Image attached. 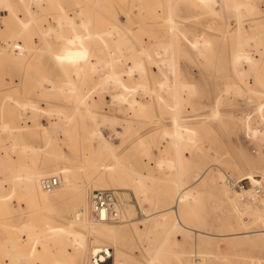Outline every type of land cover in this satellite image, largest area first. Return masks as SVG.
<instances>
[{"label":"rangeland","instance_id":"374dc122","mask_svg":"<svg viewBox=\"0 0 264 264\" xmlns=\"http://www.w3.org/2000/svg\"><path fill=\"white\" fill-rule=\"evenodd\" d=\"M60 1L66 5L73 0ZM155 1L145 0L147 5L132 7L129 0H96L94 7L84 15L89 17V24L77 28L85 33L113 23L125 35V40L129 39L131 43L127 41V46L122 45L121 53H116L113 41L109 45L126 86L135 90L129 94L114 83L110 85L112 81L105 83L106 87L102 85L103 89L97 85L110 71L101 61L107 47L98 39L85 36L84 44L70 48L60 62L56 53L61 42L47 50L49 45L34 44L33 38H28L24 44L23 39L15 38V27L27 17L26 4L22 0H0V158H6L5 148L12 145V139L2 129L4 121L11 127H19L22 138L18 141H25L35 150L28 149L25 154L14 151L10 155L12 160L20 156L25 166H33L40 172L64 166L71 169L69 182L64 177L61 180L58 171L53 174L62 185L58 195H47L39 190V195L46 198L44 204L35 202L22 186L14 190L4 180L5 172L0 170V192L11 197L4 212H0V264H6L5 253L11 251L3 247L8 237H15L23 252L25 261L17 264H27V257L28 264H56V260L63 264H92V246L98 243L88 230L75 227V234L82 237L75 244V236L58 229H66L75 207L80 208L81 194H85L87 203L90 192L100 189L98 187L118 191L122 209L123 204H129L131 209L122 220L109 222L119 228L124 240L99 243L105 244V248L112 249L115 245L119 248L117 264H198L200 259L205 260L204 264H264V243L257 235H232L245 228L242 224L245 221L251 230L264 227L256 226L250 213H245L238 205L244 215L237 213V202L234 206L227 198L235 192L223 180L225 176V180L229 177L244 181L246 189L251 188L249 180L244 179L246 176H256V181L264 182V138L261 136L264 130L261 121V116L264 117V0H248L254 3L255 11H261L257 15L241 8L240 30L230 0L227 3L218 0V4L214 1L207 19L204 5L198 7L202 15L193 16L192 0H171L172 11L166 4L157 7ZM66 6L73 11L81 7ZM52 25L58 28L56 22ZM241 32L250 34L252 40L255 38L247 45V52L258 62L256 70L250 72L244 71L248 69L246 63L237 68L233 63L234 42L242 39ZM202 33L213 38L230 35L225 40L214 38L211 54L205 58L204 55L198 57L189 44L194 34ZM198 38L202 39V35ZM9 39H13L15 52L10 49ZM157 45L167 48L164 51L167 53L161 50L157 53ZM256 45L262 48V59ZM19 47L23 52H17ZM161 56L168 57L171 63L167 60V64L163 58L167 66L161 65L163 62L159 64ZM98 60L101 65L90 73V64ZM172 61L174 68L168 66ZM133 62L142 64L141 74L136 71L140 75L135 71L127 74L128 69L135 68ZM62 63H67V71L61 70ZM166 67L172 69L173 77L165 75ZM42 79L43 83L39 84ZM166 81L173 87L176 83L188 86L190 93L185 86L184 90L177 85L174 88L180 93L172 89L175 94L169 91L174 96L171 97L167 88L159 87ZM62 83L72 89L74 86V91L67 86L64 91L59 90L65 85ZM92 87L96 89L89 95ZM121 93L136 100L141 108L118 102L114 97L119 98ZM7 94L12 95L11 99ZM81 100L85 101L81 103ZM22 101H30L37 108L32 113L31 107H18ZM63 120L69 123L67 130ZM93 129L103 131L108 137L112 152L102 154L96 150L98 140L93 141L88 134ZM164 129L176 130L179 140L172 142V138L163 137ZM255 129L260 132L257 130L259 134H254L253 138ZM83 152H87L88 157L82 159ZM160 159L175 161L179 167L158 168L156 161ZM220 173L224 174L222 179L218 178ZM186 186H191L195 200L191 198L184 203L177 215L195 231L173 230V213L165 222L160 216L178 188ZM249 198L251 202L258 200ZM143 211L150 215L148 219L144 218ZM157 221L162 223L157 226ZM47 228H50L48 240L42 233ZM52 237L58 246L51 245Z\"/></svg>","mask_w":264,"mask_h":264},{"label":"bare ground","instance_id":"6f19581e","mask_svg":"<svg viewBox=\"0 0 264 264\" xmlns=\"http://www.w3.org/2000/svg\"><path fill=\"white\" fill-rule=\"evenodd\" d=\"M25 4H26V8H27V17L25 18V21H22L20 23H18V25L15 27V38L18 36L20 37L24 44V42L27 41L28 38H33L32 39V42L34 44L36 43H39V44H44V45H49V49L47 50H51L53 48L54 45H56V43H62L61 45V48L58 50V52L56 53V55H58V61H63L66 54L68 53L69 49L70 48H73L75 47L76 45L78 44H84L85 42V36L86 38H89V39H98L100 42H102L105 47H107V49L105 50L107 53L104 57H102V64H103V67H104V64L109 67L110 71L105 72V74L107 76H105V79L104 78H100L102 81H99V83L97 84L98 86H105L107 82L109 81H112L110 82V85L112 83H114L116 86H120L123 90H125L126 93H132V91H135V90H132V89H129L126 84H125V81L123 80L122 76H123V72L118 70L117 66H116V63L118 62L114 57V52L112 53L111 51H109V45L111 44V42L113 41V46L116 53L120 52L123 48L122 45H126L131 43L129 42V39L128 40H125V35L122 33V31L119 30V28L114 25L113 23H108L107 25H105L104 27L102 28H99L98 30L96 31H89L87 30L85 33L84 32H80L79 30L77 31V28L79 25H83L84 27H86L88 24H89V17H85V13L90 10L91 7H94L95 3H96V0H73L69 3H66V5H71L73 7H77L81 5L80 9L78 8L76 11H73V10H70L68 8V6H66L65 4H63V2H61L60 0H22ZM177 1V0H176ZM175 1V2H176ZM214 1L218 4V0H192V5H193V16H200L202 14H200V11L198 10V7L199 5H204L206 7V10L204 11V17L206 16V19L208 16H211V11L209 9H211L213 6L211 4H215ZM229 0H226L225 2L227 3ZM130 4L132 7H140V6H145L147 5V2H145V0H129ZM231 4H230V8H232V10H234L236 12V21H237V26H238V29L240 30V26H241V8L244 7L245 10L247 11H250L251 12V15H257L258 13H260L261 11H255L254 9V3L248 1V0H230ZM138 4V5H137ZM162 4H166L169 6V9H171L172 11V3H171V0H156L155 1V5L157 7H162ZM24 5V4H23ZM25 7V6H24ZM168 8V7H167ZM37 9V10H35ZM76 9V8H75ZM168 9V10H169ZM35 10V11H34ZM130 11V10H129ZM171 14V13H170ZM169 14V15H170ZM168 15V16H169ZM86 18L84 19L83 18ZM79 17V18H78ZM136 18V17H135ZM171 18V17H170ZM169 18V19H170ZM171 20V19H170ZM169 20V22H170ZM196 20V19H195ZM194 20V21H195ZM198 20V18H197ZM201 20V19H200ZM56 22L57 23V27L55 26L54 28V25H52V23ZM204 21V20H203ZM97 24V23H96ZM170 24V23H169ZM194 24V23H193ZM173 27V26H172ZM171 27V28H172ZM196 26H194L195 28ZM210 27V26H209ZM201 28V27H200ZM211 28V27H210ZM86 29V28H85ZM209 29V28H208ZM206 29V30H208ZM171 30V29H170ZM235 32V31H234ZM239 32V31H238ZM25 33H27V36H25ZM129 33V32H128ZM170 33V32H169ZM237 33V31L235 32ZM242 33V32H241ZM131 34V33H130ZM202 35V39L198 38ZM194 34L190 39V43L191 44V47H192V50L195 52V54H198L200 57V55H204L205 58H207L209 56V54H211V50L213 49V46H212V40L215 38H221L222 40H225L226 38L229 37L228 34L226 35H219V36H216V37H211L209 34H205V33H202V34ZM243 35V33H242ZM250 35V34H249ZM249 35H243L242 36V39H238L237 41L234 42V49H233V52H232V58H233V63H235L236 65V68L237 66H242L244 65L245 63L248 65V69L244 70L245 72H250L252 70H256V67H257V63H256V60L255 58L250 55V53H248V49H247V45L250 46V42H252L255 38L250 39L249 38ZM133 37V35H132ZM12 40L13 39H9V41L11 42H8L10 43L9 46H12ZM220 40V39H219ZM221 40V41H222ZM252 40V41H251ZM127 41L129 43H127ZM136 41V40H135ZM171 41V40H170ZM187 41V40H185ZM17 42V41H16ZM188 42V41H187ZM255 42V41H254ZM21 43V41H20ZM127 43V44H126ZM161 43V42H160ZM163 44V43H162ZM171 43L169 42V45ZM20 45V44H19ZM219 45V43H218ZM253 45V43H252ZM255 45V44H254ZM253 45V46H254ZM79 46V45H78ZM112 46V47H113ZM156 46V45H155ZM252 46V47H253ZM14 47L15 46H12L10 49H12V52H15L14 51ZM23 47V45L21 46V48ZM134 47V46H133ZM160 47L163 49V46H159L157 45V53H159V50L161 51H166V46H164L166 49H160ZM257 47V52H259L258 54L259 57L262 59L263 55H262V48L259 47V45H256ZM20 47L17 48V52L18 51H21L23 52V50L25 49L23 47V50L21 49ZM36 48V47H34ZM51 48V49H50ZM131 48V47H130ZM180 48V47H179ZM16 49V48H15ZM113 49V50H114ZM170 46H169V50H170ZM260 49V50H259ZM126 50V49H125ZM46 51V50H45ZM143 51V49H142ZM52 52V51H51ZM137 52V50H136ZM135 52V53H136ZM141 52V51H140ZM156 52V51H154ZM171 52V51H170ZM121 53V52H120ZM142 53V52H141ZM164 53H167V52H164ZM171 54V53H170ZM116 55V54H115ZM155 55V54H154ZM163 55V54H162ZM121 56V55H120ZM122 57V56H121ZM120 57V58H121ZM124 57V56H123ZM131 57V56H129ZM156 57H158L156 55ZM169 57H172L171 55ZM161 58H162V61H161ZM160 58V61L158 62L159 64L162 63L164 60H168L167 58H165L164 56L162 57L161 56ZM164 58V60H163ZM101 59V58H100ZM123 59V58H122ZM159 59V58H157ZM171 60V58H169ZM125 60V59H124ZM176 60V59H175ZM174 60V61H175ZM100 60H98L97 62L95 61L94 64H90L89 66V71L90 73L95 71L98 67V65L100 66L101 65V61L99 62ZM152 61V60H151ZM165 61V62H166ZM169 61V60H168ZM168 61H167V64H168ZM174 61H172V65H168V66H172V68H174L176 65H173ZM68 62V61H67ZM153 62V61H152ZM163 62L161 65L165 64L166 63ZM171 63V61H169ZM59 63V62H58ZM100 63V64H99ZM60 64V63H59ZM157 64V63H156ZM155 64V65H156ZM133 65H135V68L133 69L132 67L130 69H128V73L127 74H132L134 73V71H141V69H143V66L141 63L139 62H133ZM234 65V64H233ZM246 66V65H245ZM67 63H62L61 64V70L64 72V71H67ZM235 67V66H234ZM243 67V66H242ZM158 68V67H157ZM167 68V67H166ZM182 68V67H181ZM105 70V69H104ZM159 70V69H158ZM139 71V72H140ZM160 71V70H159ZM174 71V69H173ZM139 72H136L137 75H140L138 74ZM161 72V71H160ZM165 73V75H170L173 77V74H172V69L170 67H168L167 69H165L163 71ZM103 73V72H102ZM69 75L70 76V73L68 72H65V75ZM101 74V73H100ZM88 75V74H87ZM163 75V74H162ZM180 75V74H179ZM142 76V75H141ZM104 77V75L102 76ZM134 77V76H133ZM171 77V78H172ZM175 79V77L173 78V80ZM176 80H179V79H176ZM43 79L40 80V83L39 84H42L43 83ZM42 82V83H41ZM171 82H173L171 80ZM51 83V82H50ZM65 84V83H62V85ZM70 84V82H69ZM61 85L62 89L59 88V90H62L64 91V86H67L69 90H71V92H73L74 90V86L73 89L70 88L71 86L70 85H73V84H70V85ZM109 84V83H107ZM96 85V86H97ZM113 85V84H112ZM161 85V86H160ZM159 85V87H164V88H167L165 89L167 92V94H170L169 91L172 93L175 94V92H173V90L176 89V91L180 88V86L184 89L187 90L189 87L188 86H185V85H182L181 83H176V86L178 85L179 89L178 88H174L176 86H172L170 85L169 82H161ZM42 86V85H41ZM51 86V85H50ZM103 86H102V89H103ZM145 86V85H144ZM185 86V87H184ZM190 86V85H189ZM106 87V86H105ZM137 87V85H136ZM139 87V86H138ZM188 87V88H187ZM190 87H193L192 85ZM46 88V87H45ZM134 88V87H133ZM141 88V87H140ZM145 88H148L147 85L145 86ZM50 89V88H49ZM53 89V88H52ZM96 89V87L94 88V90ZM142 89V88H141ZM144 89V87H143ZM150 89V88H149ZM173 89V90H172ZM182 89V91H184ZM191 89V88H189ZM225 89V88H224ZM227 89V88H226ZM93 87L91 88V90H88L89 92V95L91 93H93ZM139 90V88H138ZM161 90V89H160ZM165 90H163V92H165ZM231 90V89H230ZM40 91V89H39ZM68 91V90H67ZM143 92L145 91L142 90ZM227 91V90H226ZM224 91V92H226ZM229 91V90H228ZM232 91V90H231ZM37 92V91H36ZM150 92V91H149ZM190 93V91L187 90V93ZM194 92V91H193ZM236 92V91H235ZM238 92V90H237ZM126 93H121V95L119 96V98H116L114 97L117 101L120 100V102H126L127 104H129L131 107L132 106H136L139 108L140 107V104L132 99V98H129V96L127 97ZM180 93V91L178 92ZM222 93V92H221ZM233 93V92H232ZM14 94V93H13ZM160 94V93H159ZM162 94V93H161ZM228 94V93H227ZM9 95V94H7ZM11 95V94H10ZM9 95V97H10ZM171 95V94H170ZM177 95V94H176ZM183 95V94H182ZM12 96V95H11ZM15 96V95H14ZM18 96V95H17ZM158 96V95H157ZM160 96V95H159ZM236 96V95H235ZM5 97V96H4ZM7 97V96H6ZM171 97H174L173 95H171ZM114 98L112 100H114ZM11 99V97H10ZM19 99V98H18ZM174 99V98H172ZM21 100V99H20ZM161 100V99H160ZM82 101H85V100H81V103ZM19 102V100L17 101ZM119 102V101H118ZM248 102V101H247ZM125 103V105H126ZM84 104V103H83ZM113 104V103H112ZM247 104V103H246ZM175 106V99H174V104ZM85 106V105H84ZM142 106V105H141ZM144 106V105H143ZM248 106V105H246ZM18 107H23L24 109H26V107H31L30 109L32 110L31 112L33 113V110H35L37 108V106L33 103H31L30 101H22L18 104ZM134 108V107H133ZM175 109V107H174ZM53 110V109H52ZM57 110V109H56ZM139 110V109H138ZM28 111V110H27ZM55 111V110H54ZM53 111V112H54ZM60 111V110H59ZM86 111H88V109H86ZM259 111V110H258ZM30 112V113H31ZM48 113H51V111L47 110ZM57 113V112H56ZM60 113V112H58ZM139 113V112H138ZM36 114V113H35ZM244 115V114H243ZM33 116V115H32ZM176 116V115H175ZM105 118H107L106 116H104ZM92 118V117H91ZM174 118V117H173ZM176 118V117H175ZM175 118H174V121H175ZM64 119H67L64 117ZM248 119V118H247ZM70 119H68L69 121ZM110 120V119H108ZM113 120V119H112ZM93 121V120H92ZM248 121V120H247ZM254 121V120H253ZM261 121L262 123H264V117L261 116ZM64 128H66L67 130V123L66 120L64 121ZM253 123V122H252ZM255 123V121H254ZM63 124V125H64ZM96 125V124H95ZM101 125V124H100ZM130 125V124H129ZM248 125V123L246 124V126ZM1 126V125H0ZM68 126H69V123H68ZM97 126V125H96ZM244 126V127H246ZM251 126V125H250ZM257 126V125H256ZM38 127V126H37ZM55 127V126H54ZM57 127V126H56ZM55 127V128H56ZM70 127V126H69ZM243 127V128H244ZM253 127V126H252ZM263 127V126H262ZM103 128V127H102ZM101 128V129H102ZM254 128V127H253ZM260 128V127H259ZM258 128V129H259ZM2 129H4L8 136L12 139V145L7 149L5 148V152L7 153V156L6 158H0V170L5 172V175H4V180L11 185V187L15 189V187L19 186L21 188H24L25 190H27L29 192V196L37 203L39 204H44L46 203V198L45 197H41L39 195V190H41L43 193H46L47 195H51V194H54V195H58V193H60L62 191V185L60 184L54 191L52 192H45L42 187H41V184H40V181L41 179L44 177V176H52L53 174H55V172H57L59 175H60V179L62 180L63 177L64 179L69 182V178H70V175H71V169L67 166H64L60 169H56V170H53V171H44V172H40L37 168L33 167V166H25L24 163H22L20 156L17 157L16 160H12L11 159V153H13L14 151H18L20 152V154H25L27 153V151H32V152H35V150H33V148L28 144V143H24V142H19L18 139L22 138L21 134L19 133L20 131L19 130V127H11L8 125V123L4 122L3 121V125H2ZM70 129V128H69ZM113 129V128H112ZM249 129V128H248ZM247 129V130H248ZM257 129V130H258ZM2 130V131H4ZM114 130V129H113ZM112 130V131H113ZM246 130V131H247ZM255 129L252 130L254 131V133L252 134V131H249L251 132V137H253V135H257L259 134V132ZM116 131V130H115ZM114 131V133H115ZM69 132V131H68ZM103 131L99 130V129H93L91 131H88V134L90 135L91 139L95 140L97 139L98 141L96 143H98V145L96 146V150L98 152H102V154H106L108 152H112V149L110 148V145H109V139L108 137L104 136ZM262 134V138H264V130L261 131ZM112 133V132H111ZM183 133L184 130H183ZM188 133V132H187ZM70 134V133H69ZM162 134H163V137H166V138H172V142H173V139L175 140H179L178 137H179V134L177 133L176 130H170V129H164L162 131ZM109 135V134H108ZM118 135V134H117ZM187 135V134H185ZM115 136V135H114ZM260 136V135H259ZM84 137V136H83ZM86 137V136H85ZM88 137V136H87ZM86 137V138H87ZM184 136H182L183 138ZM188 137V135H187ZM190 137V136H189ZM188 137V138H189ZM250 137V138H251ZM67 138V137H66ZM191 138V137H190ZM254 138V137H253ZM9 139V138H8ZM89 139V138H88ZM164 139V138H163ZM90 140V139H89ZM91 140V141H92ZM93 140V141H94ZM167 140V139H166ZM169 140V141H170ZM260 140V139H259ZM68 141V140H67ZM90 141V142H91ZM176 141V142H177ZM183 141V140H182ZM255 141V140H254ZM262 141H264V139H262ZM48 142V141H47ZM171 143V142H170ZM178 143V142H177ZM263 143V142H261ZM115 144V143H114ZM178 146V144H176ZM93 146V145H92ZM94 147V146H93ZM178 148V147H177ZM29 149V150H28ZM17 153V152H16ZM178 154V153H177ZM85 157H88V153L87 152H83V155H81V158L84 159ZM17 164H16V163ZM95 162V161H94ZM118 164V163H117ZM116 164V165H117ZM156 164L158 165V168H163V167H167L169 169H176L178 168V164H175V161H172V160H165V159H160L158 161H156ZM93 165H96V164H93ZM61 166V165H60ZM103 167V166H102ZM165 167V168H166ZM15 168V169H14ZM178 170V169H177ZM181 169H179L180 171ZM128 171V170H127ZM204 174L200 175L197 179H195L196 181H198ZM55 176V175H53ZM224 176V174H223ZM222 176V173H220L218 175V178L222 179L223 178ZM256 176H246L244 179H248L249 180V183H250V186L251 188L249 189H246V190H243V191H236V190H233L231 187H230V184L228 183V180L226 179L225 180V176L223 178L224 180V184L227 185V187H229V189H231L233 192H235V195H230L228 196V200L233 203V205L235 206V202H237L236 204V211L239 215L243 216V210H240V209H245L244 211H246L245 213H250V217L253 218V223L256 224H259L261 225V227H264V195L261 196V197H257L254 195V187L258 184L261 183V181H256L255 179ZM2 178V177H1ZM229 179V177H228ZM66 182V183H67ZM69 184V183H68ZM67 184V186H68ZM181 185V184H180ZM229 185V186H228ZM71 187V186H70ZM12 188V190H13ZM19 188V189H21ZM69 188V186H68ZM72 188V187H71ZM98 188H103V187H98ZM191 186H186V187H183V188H178L179 191L178 193L174 196L173 200L171 201V203L169 204V206L161 213V219L165 222L167 221V218L170 216L171 213H173L175 215V219H174V222L172 223V229L175 230V229H183V230H186V231H195L193 228L189 227V226H186L182 221H181V218L177 215L178 211L180 210V207L188 202L191 198H193L195 200V194L192 192V190L190 189ZM18 189V190H19ZM11 190V192H12ZM16 192V191H15ZM14 193V192H13ZM83 193V192H82ZM234 194V193H233ZM140 196V195H139ZM194 196V197H193ZM236 196L237 199H236ZM251 198V200H256L258 199L257 201H249L248 198L249 197ZM248 197V198H247ZM10 196L9 194H5V193H1L0 192V212H4V209L7 207L8 205V202L10 201ZM85 194H81V199H80V208L74 209V213L72 216H70V218L68 219V222H67V226H66V229H63V228H59L58 231H63V230H66L67 234L69 235H72V236H75V244L78 243V241H80L82 239L81 235L79 236L78 234H75V227L76 226H81L82 228H86L89 232V234L91 236H93L95 238V243H98V244H95L93 245L92 247V264H117V258H118V255L120 254V250L119 248H117V246H113L112 249L111 248H105V244H99V243H105V242H119V241H123L124 240V237L120 234V230L119 228L115 227V226H112L110 225V223L112 221H97V220H94L90 214V202H89V195H88V198H87V203H86V199H85ZM249 198V199H250ZM237 205L240 209L237 208ZM130 205L129 204H123V209H122V204L120 207H118V215H119V219L122 218H125L127 217L126 214H128L130 212ZM143 215H144V218L148 219L150 217L149 214H146V211H143ZM240 216V217H241ZM244 219V218H243ZM247 219V218H246ZM251 219V218H250ZM122 220V219H121ZM159 220V219H157ZM160 221V220H159ZM252 221V220H251ZM110 222V223H109ZM124 223V222H123ZM158 223V221L156 222ZM162 223V221L160 223L157 224V226H159L160 224ZM242 224H244L245 228H243V230L241 231H238L236 233H232V235H235V236H244V237H248L250 235H257L260 239V242H263L264 243V229H259V230H251L249 227H246V221L243 222ZM62 227V226H61ZM255 227V226H254ZM50 228H47L45 229L42 233L44 235V237L49 238V233H50ZM171 230V228H170ZM152 232V231H151ZM42 233H41V236H42ZM155 233V232H154ZM40 234V233H39ZM231 235V234H230ZM36 237H38V235H36ZM43 237V238H44ZM50 241H52V244L51 245H55V246H58L56 245L58 242H56V240L52 238H50ZM154 242V241H153ZM164 242V241H163ZM3 243V242H2ZM162 244V243H161ZM4 248L6 247H9L11 249V251H7L5 253V263L6 264H17L18 262L20 263V261L22 262V260H24L23 258V252L21 250V247H20V244L19 242L17 241V239L15 237H8L6 238L5 242H4V245H3ZM52 248V247H51ZM61 248V247H60ZM59 248V249H60ZM195 250L196 252L199 253L198 251V247L195 246ZM60 252V250H59ZM157 253V252H156ZM62 254V252H61ZM206 254H209V252H207ZM27 255V254H26ZM32 256V255H31ZM23 259H22V258ZM29 258L27 257V264L29 263L30 260H28ZM31 259V258H30ZM198 259V258H197ZM224 260V259H223ZM25 261V260H24ZM196 261V260H195ZM204 259H200L198 261V264H204ZM56 264H63L61 261L59 260H56L55 261ZM23 263V262H22ZM34 263V262H33ZM152 263V262H150ZM67 264V263H66ZM120 264H122V262H120ZM149 264V263H148ZM229 264V262H228Z\"/></svg>","mask_w":264,"mask_h":264},{"label":"built area","instance_id":"2783aa9c","mask_svg":"<svg viewBox=\"0 0 264 264\" xmlns=\"http://www.w3.org/2000/svg\"><path fill=\"white\" fill-rule=\"evenodd\" d=\"M228 183L233 190H246L244 181L228 179ZM45 192H52L60 185L57 176H44L40 181ZM254 195L261 197L264 195V182L254 187ZM90 214L97 221H119L118 207L121 206V197L118 191L112 189H95L89 194Z\"/></svg>","mask_w":264,"mask_h":264}]
</instances>
